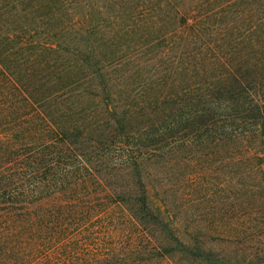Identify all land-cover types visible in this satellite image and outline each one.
<instances>
[{
  "label": "trees",
  "instance_id": "1",
  "mask_svg": "<svg viewBox=\"0 0 264 264\" xmlns=\"http://www.w3.org/2000/svg\"><path fill=\"white\" fill-rule=\"evenodd\" d=\"M49 1L0 0V264H43L50 257L44 250L56 253L57 264H142L176 251L156 242L151 227L187 250L148 187L147 165L168 164L201 145L212 153L228 145L234 162L250 164L247 174L264 178V147L252 148L264 145V50L254 64L241 58L230 64L205 41L201 23L188 27L190 19L180 16L176 31L161 35L167 48L158 57L166 67L114 98L108 77L126 59L92 64L90 48L65 49L74 24L81 41L97 32L83 16L53 35L61 14L55 4L69 12V0ZM179 39L187 44L181 51L200 45L172 57ZM64 53L75 58L68 70L58 65L69 58ZM190 59L211 67L223 62L225 70L199 84H178L174 77ZM153 88L159 92L142 94ZM85 92L101 96L97 111L78 119L69 113L68 121L57 101Z\"/></svg>",
  "mask_w": 264,
  "mask_h": 264
},
{
  "label": "rangeland",
  "instance_id": "2",
  "mask_svg": "<svg viewBox=\"0 0 264 264\" xmlns=\"http://www.w3.org/2000/svg\"><path fill=\"white\" fill-rule=\"evenodd\" d=\"M80 3L84 4L83 9ZM55 5L54 9L61 14L59 21L50 27L53 35L60 33L61 26L70 25L71 19L83 16L88 29L97 32L88 41H81L82 37L73 32L79 28L74 24L71 35L63 40L65 49L90 48L95 58L92 64L112 61L115 56L126 59L124 67L112 69L108 77L114 98L119 97L121 87L140 88L143 82L150 83V73L156 67H166L160 63L165 60L158 57L167 48L161 42V35L176 31V19L180 16L190 19L188 27L197 21L201 23L200 31L207 35L205 41L222 50L230 64L238 63L239 58L243 64H254L264 50V0H69V12L64 11L60 2ZM43 9L42 6L39 11L46 12ZM142 9L147 13L143 15ZM37 16L33 15L32 21ZM179 40L172 57H179L180 52H193L200 45H189L181 51L187 44ZM74 59L70 56L59 62V66L64 64L59 68L68 70L75 64ZM184 63L186 71L174 77L178 84H199L217 78L225 70L223 62L212 67L195 59ZM48 75L45 72L41 78ZM158 92L153 88L142 94ZM74 96L71 99L69 96V103H63L62 99L56 103V109L68 112V121L69 113L77 119L80 114L81 118L93 114L97 111L96 102L102 100L93 94ZM75 124L69 123V127ZM252 146L264 147L258 142H252ZM229 148L227 145L212 153L201 145L191 153H181L179 159L168 164H157V161L147 165V183L154 199L162 204L165 215L178 226L179 236L189 247L179 250L165 232L151 227L150 231L157 232L156 242L176 251L163 252L162 257L147 256L142 264H264V178L247 174L250 164L234 162ZM121 186L127 189L128 180L122 181ZM120 237L130 238L122 234ZM200 249L206 250L204 254ZM42 254L50 256L43 264H57L56 253L44 250Z\"/></svg>",
  "mask_w": 264,
  "mask_h": 264
}]
</instances>
